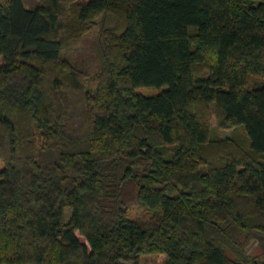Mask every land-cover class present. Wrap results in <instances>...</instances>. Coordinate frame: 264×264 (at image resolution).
Wrapping results in <instances>:
<instances>
[{
	"label": "trees",
	"instance_id": "obj_1",
	"mask_svg": "<svg viewBox=\"0 0 264 264\" xmlns=\"http://www.w3.org/2000/svg\"><path fill=\"white\" fill-rule=\"evenodd\" d=\"M37 1L0 0V264H264V0Z\"/></svg>",
	"mask_w": 264,
	"mask_h": 264
},
{
	"label": "rangeland",
	"instance_id": "obj_2",
	"mask_svg": "<svg viewBox=\"0 0 264 264\" xmlns=\"http://www.w3.org/2000/svg\"><path fill=\"white\" fill-rule=\"evenodd\" d=\"M25 4L27 6H34L37 4V0H24ZM70 9L72 11L73 9V3H69ZM101 23V21H100ZM104 22V26H105ZM100 25H97V28L94 29L83 41L79 43V48L76 51V54L78 55L79 59L82 60L86 65L81 66L83 69L89 70L88 66L93 67L89 61L94 60V54L92 51H89L88 49L91 50V47L93 44H96V42L99 39V27ZM2 60V56L0 55V62ZM92 70V69H91ZM86 83L88 86H90L92 89L95 87V82L89 81L87 78ZM138 91L146 94L150 93H156L158 92L157 88L154 87H140L138 88ZM207 113L209 117V121L213 127L217 124V116H216V111H215V106L214 104H210L209 107L207 108ZM239 133L242 134V130H239ZM224 135H230V131H226ZM3 167V162L0 161V169ZM148 210L145 209L144 207H141L140 205H133L130 210H129V215L131 217H141V216H146L148 215ZM70 215V210H67V217ZM252 247H255V244L252 245ZM256 248V247H255ZM256 252V249L253 250ZM163 256H160L159 253L157 252H150V253H144L140 257L141 264H163Z\"/></svg>",
	"mask_w": 264,
	"mask_h": 264
}]
</instances>
